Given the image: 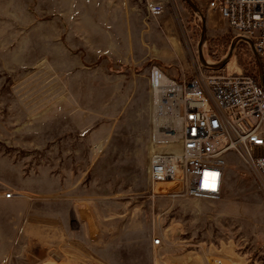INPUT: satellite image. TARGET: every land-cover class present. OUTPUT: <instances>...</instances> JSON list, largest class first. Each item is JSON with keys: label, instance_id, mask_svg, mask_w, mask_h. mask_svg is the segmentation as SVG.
<instances>
[{"label": "rangeland", "instance_id": "obj_1", "mask_svg": "<svg viewBox=\"0 0 264 264\" xmlns=\"http://www.w3.org/2000/svg\"><path fill=\"white\" fill-rule=\"evenodd\" d=\"M154 64L261 72L206 0H0V264H264V188L240 157L220 199L151 185Z\"/></svg>", "mask_w": 264, "mask_h": 264}, {"label": "built area", "instance_id": "obj_2", "mask_svg": "<svg viewBox=\"0 0 264 264\" xmlns=\"http://www.w3.org/2000/svg\"><path fill=\"white\" fill-rule=\"evenodd\" d=\"M206 2L227 21L235 40L251 47L263 72L256 77L203 65L178 80L152 65L149 179L152 186L167 184L163 193L216 200L232 156L250 165L264 188V0ZM148 10L159 16L164 5L151 2Z\"/></svg>", "mask_w": 264, "mask_h": 264}, {"label": "water", "instance_id": "obj_3", "mask_svg": "<svg viewBox=\"0 0 264 264\" xmlns=\"http://www.w3.org/2000/svg\"><path fill=\"white\" fill-rule=\"evenodd\" d=\"M233 47H234V46H232V48H231V50H230V53L232 52ZM230 53H229V54H230ZM226 60H227V59H225V60L223 61L222 65L226 62ZM260 67H261V68H260V69H261V72H263V68H262V66H260Z\"/></svg>", "mask_w": 264, "mask_h": 264}, {"label": "trees", "instance_id": "obj_4", "mask_svg": "<svg viewBox=\"0 0 264 264\" xmlns=\"http://www.w3.org/2000/svg\"><path fill=\"white\" fill-rule=\"evenodd\" d=\"M256 74L258 77H260V71H259L258 67H257V73Z\"/></svg>", "mask_w": 264, "mask_h": 264}]
</instances>
